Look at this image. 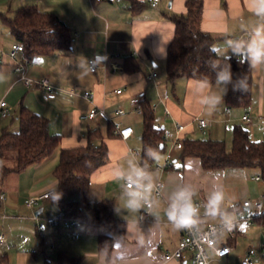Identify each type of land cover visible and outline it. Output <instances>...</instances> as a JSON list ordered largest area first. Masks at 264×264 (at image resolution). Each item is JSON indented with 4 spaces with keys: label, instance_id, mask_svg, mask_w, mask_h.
Instances as JSON below:
<instances>
[{
    "label": "crops",
    "instance_id": "0c3cea01",
    "mask_svg": "<svg viewBox=\"0 0 264 264\" xmlns=\"http://www.w3.org/2000/svg\"><path fill=\"white\" fill-rule=\"evenodd\" d=\"M130 1L0 0V15L13 17L18 9L35 5L42 12L54 14L72 34L70 50L36 57L26 73L35 81L50 78L56 88L55 99L45 101L39 88H27L6 55L0 72V102L6 101L11 108L14 105L18 108L23 103L29 110L48 118L50 132L60 137V147L63 149L85 146L87 127L100 128L104 135L110 124L121 123L134 129L128 140L117 136L106 138L109 162L92 174L89 191V199L93 202L114 200L116 217L127 223L125 235L110 233L92 225L76 229L64 221L57 228L50 227L45 238L38 239L37 245L38 223L57 215L60 208L53 198L41 202L35 209L28 208L27 201L33 196L55 190L57 180L54 170L59 154H54L50 164L45 160L22 172L10 173L16 175L14 189L7 191L6 201L0 200V207L13 216L0 215V226L3 228L6 223L10 239L16 241V248L25 250L24 264H60L62 253L73 258L77 264H190L188 258L181 262L164 261L165 254L175 251L183 234V229H175L165 214L174 191L181 187H191L195 191L194 203L201 205L196 221L202 227L209 222L234 220L236 206L246 199L259 198L264 193V188L254 193L243 169L205 171L198 159H178L180 153L175 154L170 169L164 172L154 167L148 169L151 179L139 181L141 187H125L130 170L132 172L134 168L141 167L140 160H136L130 152V149L142 150L143 118L135 112L136 107L131 103L135 98L158 107L156 124L166 131L174 134L175 125L184 124L186 138H191L199 130L197 120L200 118L208 121L206 135L210 133L214 136H217L216 131L210 129L219 121L224 125L233 122L240 125V120L250 108H259L264 118V66L252 68L253 96L248 108H229L223 100L216 105L206 103L210 97L223 94L224 84L216 82L201 88L195 80L178 79L171 85L167 79V51L175 34V25L168 16L185 14L187 0H160L156 7L150 6L137 13L131 10ZM202 1L201 29L220 38L215 44L219 47L215 49L219 55L225 52L221 57H232L236 42H247L254 37L257 28H264V20L251 11L250 0ZM14 42L9 29L0 19V50L7 54ZM130 57L139 60L141 69L138 72L124 71V64ZM89 59H95L99 65L95 73L89 71ZM153 73L157 74L156 78H151ZM85 90L94 93L93 101L82 96ZM117 90H122V93L117 94ZM94 105L104 108L112 122L85 120L84 116ZM166 108L170 111L168 116L165 115ZM118 109H123L124 114L117 115ZM12 110L15 112L14 108ZM213 140L220 139L215 137ZM160 156L164 157V152L155 163ZM259 176L253 177V181ZM159 180L165 183L164 196L154 198L153 184ZM256 182L264 185L263 180ZM149 183L152 187L146 190ZM214 185L222 187L225 193L226 189L236 187L242 199L231 201L225 197L220 213L217 216L207 215L205 206ZM129 191L141 194L140 208L127 207ZM146 201H153V206L149 216L142 219L147 211ZM238 227L241 233L234 242L235 251L230 264H242L241 257L246 250L260 246L264 240L263 223L256 222L252 226L240 224ZM101 234H111L114 238L110 259L99 251ZM213 264L227 263L215 261ZM254 264H264V255L257 256Z\"/></svg>",
    "mask_w": 264,
    "mask_h": 264
},
{
    "label": "trees",
    "instance_id": "16d2710c",
    "mask_svg": "<svg viewBox=\"0 0 264 264\" xmlns=\"http://www.w3.org/2000/svg\"><path fill=\"white\" fill-rule=\"evenodd\" d=\"M131 10L135 13L150 7L146 2L131 0ZM185 14H172L168 19L175 25L174 38L168 46L166 73L168 82L174 85L178 79L201 81L208 84L217 82L218 73L230 64L232 82L224 84L222 100L229 108H248L253 96V71L247 64L238 62L233 54L231 59L221 57L215 44L220 38L204 32L201 20L204 9L202 0H187ZM2 23L9 29L15 42L24 46V55L30 60L72 48L70 29L54 14L42 12L35 5L24 6L13 17L0 15ZM3 61L0 62V72ZM30 66V65H29ZM29 68V67H28ZM141 69L137 58H127L124 71L135 73ZM246 77L247 90H240V81ZM226 89V93H225ZM235 89V90H234ZM143 118L142 157L140 165L154 164L157 157L165 151L164 129L157 126L152 105L141 102ZM11 118V117H10ZM17 120L19 131L10 132L3 128L0 136V177L2 181L12 172H22L52 158L58 152V164L54 170L57 185L52 198L57 201L64 218L82 220L85 225L104 228L110 233L125 235L127 223L116 217L115 202L106 199L93 202L89 199L91 176L109 162L107 139L116 137L114 124L109 125L104 135L100 128L87 127L86 145L63 149L60 137L50 132L48 118L29 110L20 104ZM15 153L16 166L4 165L5 154ZM178 159H198L205 171L229 169L260 170L264 181V140L252 141L249 132L241 125L233 129L231 149L224 141L196 140L186 138ZM1 181V182H2ZM1 195V194H0ZM51 199V198H50ZM237 208L239 207L236 206ZM264 224V217L256 219ZM235 242V241H234ZM114 247L111 234L99 236V251L110 259ZM60 264H77L73 258L60 254ZM0 264H9L7 253L0 252Z\"/></svg>",
    "mask_w": 264,
    "mask_h": 264
},
{
    "label": "built area",
    "instance_id": "2783aa9c",
    "mask_svg": "<svg viewBox=\"0 0 264 264\" xmlns=\"http://www.w3.org/2000/svg\"><path fill=\"white\" fill-rule=\"evenodd\" d=\"M152 7H156L160 0H146ZM24 46L20 42H14L11 46L10 51L5 54L0 50V62L3 61L4 56L11 60L14 70L20 74L21 80L27 88H39L45 101H49L56 98V88L48 77L42 78L39 81H35L27 77L28 67L30 60L24 55ZM89 71L95 73L99 68L98 63L95 59H89L88 61ZM157 74L153 73L151 78H156ZM74 93V89L72 90ZM117 94H121L122 90H117ZM82 96L89 101H93L94 93L90 90H85ZM141 98H135L131 101L134 105L135 112L142 115V108L140 103ZM152 111L157 113L158 107L154 105ZM124 110L118 109L117 115H123ZM165 115H170V111L166 108ZM12 116V111L6 101L0 102V119L6 120ZM85 120L95 121L103 120L111 123V117L104 108L93 106L89 113L84 116ZM199 130L206 134L208 129V121L205 119H198ZM244 123H251V119L245 115L243 117ZM175 133L166 131L164 129V140H165V151H164V162L162 164H145L141 166L142 170L147 173V170L155 167L156 170L164 172L173 166V160L176 153H179L184 147V140L186 139V126L181 123L175 125ZM134 133V129L131 126H123L121 123L114 124V134L122 140H128ZM130 152L136 160H141L142 152L136 149H130ZM256 181H260L261 176L255 178ZM125 187L127 189H133L135 186L130 187L128 180H126ZM154 187V198H163L165 183L159 180L153 184ZM54 190L42 193L37 196L29 198L27 201V207L35 209L37 205L52 198ZM1 201H6L5 194L0 195ZM200 211L201 205L195 204ZM145 206L147 211L143 213L142 219L149 216V211L153 206V201H146ZM235 219L231 221H220V222H209L202 227L199 222L191 229H183L182 237L177 245V248L172 253H167L164 256V261L169 262L172 260L183 261L186 258L189 259L190 264H213L217 262H225L230 264L233 260V253L235 251L234 241L240 235L239 225L245 224L246 226H252L256 223V219L264 217V193L256 199H246L240 203L239 207L234 208ZM68 222L71 227L79 229L82 228L85 223L79 219L64 218V213L60 211L57 215L46 218L38 223L37 234L40 239L45 238V233L50 227L57 228L62 222ZM6 241V237L0 235V246ZM264 255V240L260 246H253L246 250L244 255L241 257L242 264H254V259L257 256Z\"/></svg>",
    "mask_w": 264,
    "mask_h": 264
},
{
    "label": "clouds",
    "instance_id": "9594fccd",
    "mask_svg": "<svg viewBox=\"0 0 264 264\" xmlns=\"http://www.w3.org/2000/svg\"><path fill=\"white\" fill-rule=\"evenodd\" d=\"M252 4L251 11L259 19L264 20V0H250ZM233 54L238 57V62L241 64L247 63L251 68L264 66V28H257L253 38L247 42H236L233 46ZM231 59V57H229ZM231 66L221 70L217 75V82L228 84L232 82ZM201 88L207 87L206 80L198 81ZM247 79L244 77L240 81V90H247ZM235 90V89H234ZM226 93V89H225ZM223 94L214 95L206 100L212 105L219 104L222 101ZM119 175V174H118ZM148 173L140 168H134L132 173L127 176L129 186L141 187L139 181L150 180ZM152 185L149 183L146 190H150ZM196 195L191 187H181L174 191L170 198V204L165 210L168 221L177 229H191L196 224V217L199 213V208L195 205L193 197ZM130 199L127 201L129 209H138L141 207L140 196L137 191H129ZM226 197L222 187L214 185L213 191L207 198L205 212L210 216H217L220 213L221 205Z\"/></svg>",
    "mask_w": 264,
    "mask_h": 264
},
{
    "label": "rangeland",
    "instance_id": "374dc122",
    "mask_svg": "<svg viewBox=\"0 0 264 264\" xmlns=\"http://www.w3.org/2000/svg\"><path fill=\"white\" fill-rule=\"evenodd\" d=\"M219 44L223 45L224 43H219ZM218 47H219V45L215 46V48H218ZM223 53H225V52H222V54H220V55H222V56L225 55ZM225 58H229V57H225ZM14 106L15 107H13V108H14L15 112L12 110L13 108H11L9 106L11 111H12L13 118H9L8 120L0 119V124L4 123L0 126V136H1V130L3 128L8 129L10 132L19 131V122L17 120V113H18L19 106H18V108H16V105H14ZM13 112H14V115H13ZM247 112H248L247 116L251 119V123L247 124V123H244L243 120H240V125L248 130L249 137L252 141L264 140V118H263V116L260 115L259 108H257V109H251L250 108ZM128 119L129 118H127L125 121H127ZM132 125H135V124L133 123ZM235 125H238V124H234V122H233V123H227L226 125H224L223 122L219 121L218 124L214 125V127L210 129V130H215L217 136H214V134L211 135L210 133L206 135L202 131L198 130L195 134H193L191 136V138L196 139V140H207V139L213 140L215 137H217V139H220L221 141H224L226 143L228 149H231L232 140H233V127ZM210 130H209V132H210ZM207 132H208V129H207ZM46 160H47L48 164H50L53 162L54 159L49 158ZM163 162H164V157L160 156L159 161L156 162L155 165L156 164H162ZM4 165L8 168H14L16 166V160H15V153L14 152H8L5 154ZM135 166L137 167L136 163H135ZM139 168H141V167H139ZM131 173L132 172L130 170V174ZM244 174H246L248 185L252 188V190L254 191L255 194L264 188V185L262 182L258 183L256 181H253V177L260 174V171L258 169H252V168L246 169V170H244ZM14 179H16L15 174H10L3 181H2V178L0 177V192L2 191L1 193L8 195L9 192H7V191L9 189H10V191H13V189H14L13 184L15 183ZM226 191L229 192V193L226 192V198L230 199L231 201H235L237 199H242V198H240V195L238 194V189L236 187H233V189L228 188V189H226ZM0 215H2V216L3 215L13 216V214L4 210V207H0ZM1 234L5 235L6 239L8 238L7 243L5 245H3L2 247H0V250L3 253H7L8 258H9V264L10 263L11 264H24L25 260H23V262H22V259L25 256V254H24L25 250H22L21 248L20 249L16 248V241L13 240L14 238H12V240L10 239L11 236L9 234V226H7L6 223H5L3 228H2V226H0V235ZM38 239H40V238H37V241H36L37 245L39 244ZM27 251H29V250H27Z\"/></svg>",
    "mask_w": 264,
    "mask_h": 264
},
{
    "label": "water",
    "instance_id": "95a60500",
    "mask_svg": "<svg viewBox=\"0 0 264 264\" xmlns=\"http://www.w3.org/2000/svg\"><path fill=\"white\" fill-rule=\"evenodd\" d=\"M163 148H164V145L161 146V149H163Z\"/></svg>",
    "mask_w": 264,
    "mask_h": 264
}]
</instances>
